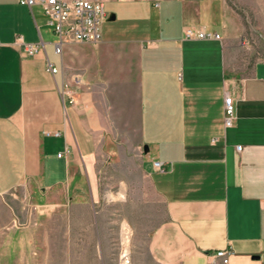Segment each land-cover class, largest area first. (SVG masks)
<instances>
[{
	"label": "crops",
	"instance_id": "obj_1",
	"mask_svg": "<svg viewBox=\"0 0 264 264\" xmlns=\"http://www.w3.org/2000/svg\"><path fill=\"white\" fill-rule=\"evenodd\" d=\"M106 11L99 42L57 54L41 5L0 0V195L28 181L53 204L93 205L109 143L136 133L135 160L164 204L148 234L156 262L224 264L216 253L230 249L227 264H264V59L242 65V19L227 0H110ZM17 35L45 49L28 55Z\"/></svg>",
	"mask_w": 264,
	"mask_h": 264
},
{
	"label": "rangeland",
	"instance_id": "obj_2",
	"mask_svg": "<svg viewBox=\"0 0 264 264\" xmlns=\"http://www.w3.org/2000/svg\"><path fill=\"white\" fill-rule=\"evenodd\" d=\"M227 1L244 24L240 61L248 68L264 59V0ZM47 29L55 43L58 35ZM118 137L103 156L93 205L68 198L53 204L28 181L0 195V264H159L148 234L164 219V204L135 160L139 135Z\"/></svg>",
	"mask_w": 264,
	"mask_h": 264
},
{
	"label": "built area",
	"instance_id": "obj_3",
	"mask_svg": "<svg viewBox=\"0 0 264 264\" xmlns=\"http://www.w3.org/2000/svg\"><path fill=\"white\" fill-rule=\"evenodd\" d=\"M21 4L32 7L39 4L43 7L49 18V24L59 36V42L55 45V52L62 54V47L67 42H91L97 43L102 39V25L108 19L106 3L110 0H19ZM159 5L162 0H151ZM186 38L189 39H223L218 32L204 28H189L185 31ZM17 43L24 46L28 55H35L40 49H45V43H26L22 35H17ZM47 70L56 73L58 67L48 59ZM71 102H74L71 96ZM237 115V107L234 96L226 91L224 99V125L230 128L234 125ZM215 141V140H214ZM242 149L241 145L237 150ZM59 156L62 153L58 154ZM155 167L162 169V162L155 161ZM231 250H218L216 256L224 264L230 261Z\"/></svg>",
	"mask_w": 264,
	"mask_h": 264
},
{
	"label": "bare ground",
	"instance_id": "obj_4",
	"mask_svg": "<svg viewBox=\"0 0 264 264\" xmlns=\"http://www.w3.org/2000/svg\"><path fill=\"white\" fill-rule=\"evenodd\" d=\"M127 226V225H126ZM125 228V227H124ZM128 232H129V230H128V227H126V234H128ZM123 237H125L124 239H125V242L126 243H128L129 242V236L127 235V236H123Z\"/></svg>",
	"mask_w": 264,
	"mask_h": 264
},
{
	"label": "water",
	"instance_id": "obj_5",
	"mask_svg": "<svg viewBox=\"0 0 264 264\" xmlns=\"http://www.w3.org/2000/svg\"><path fill=\"white\" fill-rule=\"evenodd\" d=\"M114 18H115L114 15H112L109 19L113 20ZM145 150L148 151V147H146Z\"/></svg>",
	"mask_w": 264,
	"mask_h": 264
}]
</instances>
